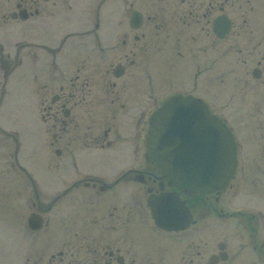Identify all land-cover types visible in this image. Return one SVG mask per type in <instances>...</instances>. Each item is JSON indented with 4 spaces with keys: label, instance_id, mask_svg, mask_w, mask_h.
Returning a JSON list of instances; mask_svg holds the SVG:
<instances>
[{
    "label": "flooded vegetation",
    "instance_id": "flooded-vegetation-1",
    "mask_svg": "<svg viewBox=\"0 0 264 264\" xmlns=\"http://www.w3.org/2000/svg\"><path fill=\"white\" fill-rule=\"evenodd\" d=\"M117 1L119 11L116 14L105 11L106 6L110 10L115 0H16L11 4L15 7L12 11H0V24L13 16L19 22L23 14L34 27L44 26L47 22L49 26L52 22L54 27L60 25L59 28L52 27L53 34L48 39L51 44H45L52 54L51 62L44 67L49 82L64 80L63 63L61 67L56 60L62 48L72 52L70 59L64 61L66 70L71 68L68 66H71L73 57L79 61L75 75L69 79L70 87L64 90L61 86L60 93L52 96L55 102L49 106L45 118L54 116L50 128H58L59 120L55 117L58 110H52L53 106L60 103L61 108L67 107L76 96L78 112L75 116L80 122L73 127L69 124L74 106L69 111L63 109V114L69 112V115L60 119V132L53 133L50 143L64 138L70 128L75 141L79 140L84 147L93 145L100 150H121L117 163L123 168L117 173L107 177L84 170L82 175L80 172L78 178L72 179L70 185L59 190L58 196V192L51 194L44 207L37 205L39 196L32 197V210L43 217L42 228L36 232L44 230L49 245L46 254L42 255L44 257L38 255L33 264H224L230 258L226 243V260L221 259L220 250L205 253L200 246L196 248L198 231L195 227L202 201L208 215L213 212L225 220L235 217L239 225L251 230L250 244L254 253L250 255L259 264H264V237L259 233L260 226H264V204L258 205L256 210L237 208L232 213L231 205L225 201L221 207L218 204L225 193L239 198L245 191L260 195L264 201V13L259 7L264 0ZM243 4L248 7L246 12L240 11ZM134 11L140 13V19L133 18ZM222 16L229 17L232 22L231 30L225 35H219L213 29L214 21ZM104 21H107L105 26ZM109 24L111 28H106ZM3 51L4 44L0 42V62H4L7 77L14 70L17 58L12 59L8 53L4 61ZM94 57L97 60L90 61ZM92 66L97 69L95 73ZM90 69L100 80L104 93L105 88L112 86L107 95L101 91L93 93ZM152 71L157 72L159 81L171 82L174 78L171 83L176 82L155 108L173 93L203 97L229 126L237 144L235 178L225 190L204 198L181 195L193 214V220L188 227L178 231L157 227L150 215V203L157 195L175 191L163 182L148 160L145 148L149 107L143 83L153 77ZM228 79L235 87H228ZM215 81L220 84L216 90L220 99L212 94ZM216 91L215 95H218ZM127 92L128 98H123ZM108 94L112 95L109 104L114 106V112L127 108V103L133 100L138 101L128 106L133 110L128 121L131 128L114 125L101 131L97 127V134L89 143L94 130H90L89 125L80 124L87 118L81 109L89 97L90 102L98 101ZM213 101L214 104L220 102L218 108ZM91 115L98 125L100 113L93 111ZM241 117L250 120L248 123L244 120L246 123L243 124ZM240 128L248 129L250 135H244ZM124 148L132 149L136 153L134 158L125 156ZM73 154L69 153L72 160L69 165L82 171L78 166L82 164L80 157ZM131 164L139 167H125ZM80 190L88 192L90 200L96 203L89 204L92 211L90 221L85 219L84 223L74 216L69 218L62 211L58 216L51 213L58 197ZM221 243L218 242L217 248ZM29 258L25 260L27 263Z\"/></svg>",
    "mask_w": 264,
    "mask_h": 264
},
{
    "label": "rangeland",
    "instance_id": "rangeland-1",
    "mask_svg": "<svg viewBox=\"0 0 264 264\" xmlns=\"http://www.w3.org/2000/svg\"><path fill=\"white\" fill-rule=\"evenodd\" d=\"M1 2V6L3 7L9 4V0H1ZM118 4L119 1H116V11ZM120 4L123 6V2H120ZM8 7H10V5H8ZM259 7L260 11L264 13V3L259 5ZM247 9V5L243 4L242 10L240 11L246 12ZM52 23L51 26H49V22H47L45 24L46 26L34 27L33 25L30 26V21H25L22 24L20 23V27H17L15 22L10 21L7 27L0 25V40L5 42V52L9 53L13 58L14 56L17 59L19 58L23 62L17 66L16 70L9 78L5 86V93L0 97V123L5 129L7 128V130L13 131L14 134H16L17 141L13 142L9 140L10 142L6 143L7 138L5 134L0 133V145L3 144L1 147L5 151H9V149L12 150L11 152L16 156L18 162L26 167L27 170L24 171L26 173L24 178H27L30 187L35 183L48 195L45 196V193L37 190L35 196H39V198L37 197L36 199L38 207H44L45 204L48 203V197H50L51 194L54 195L59 190L65 188L67 179L73 176H80V172L82 175L84 170L86 172H93L109 177V174L113 175V172L117 173L119 169L123 168V166L120 167L117 163L120 162V156L118 155L120 153L119 151H121L120 149H115V153L111 149L106 148L100 150L93 145L84 147L79 140L75 141L73 133L69 131L70 128L68 132L64 134V138L58 142L56 141V143H50L53 139V137L51 138L53 133L59 131L60 119L63 118L62 109L56 107L59 104L56 103L52 110H58V114L55 117L59 120V127L50 128V125H52L54 121V116L51 118L45 117L47 116L51 95L60 93V85L65 88L64 90L70 87L71 81L69 78L75 75L76 64H79L77 58L73 57L70 63L71 66H68L71 67L67 75L68 82H61L59 85H42L41 83L45 81L43 73L40 79L34 77L36 67L38 69L46 58H44L45 49L40 47L35 48L32 44V40H36V42H47L51 33L53 34V28L60 27L59 24H56L58 27H54L55 23ZM14 35L21 39L18 48L16 45H12ZM6 53L4 54V58L6 57ZM95 59V57L91 58L90 61H94ZM95 70L97 69H94L92 66V71L94 73ZM92 71L90 69L92 81L90 87L93 93L99 94L101 91L104 96L107 95V90L111 89L112 86L111 88H105L106 93H104L100 80L96 75H93L94 73ZM152 74L153 77L143 83V89L146 90L147 96L150 91L154 93L152 97L153 101L150 100V97L146 99L148 105L153 103L157 98L166 95L167 90L173 88V85L176 83H171L174 78L171 82L159 81L157 72L152 71ZM168 76H170V73ZM122 80L123 78L118 80V82ZM108 82L109 81H107L106 84ZM227 82L228 87H235L231 79H228ZM212 88V94H214L217 99H220V93L216 91L220 88L219 82L215 81ZM215 91L218 95H215ZM129 92H127L123 98H128ZM111 97L112 95L108 94V97H103L98 101L91 100V102L89 97L85 102L84 108L81 109L85 111L84 115H86L87 118H84L80 124L89 125L91 127L90 130H94L93 134H90V139H88L89 143H91L93 137L97 134V127H99L101 131L107 126L113 127L114 125L131 128V126L128 125V121L130 113L133 110L129 109L128 106H132L138 101L133 100L130 102L133 104L127 103V108L118 109L114 112V106H110L109 104V98ZM259 97L263 96L260 95ZM76 102L77 97L75 96L68 104V107L74 106L75 108L71 116H69V124L72 125V127L80 122L75 116L76 111L78 112V107L75 106ZM212 103L217 106V108L220 105L219 101L215 102V104L214 101ZM148 107V112H150L152 104ZM92 110L100 113L98 125L94 122L93 115H91L93 112ZM244 120L248 123L250 118L243 117L241 121L243 124L246 123ZM72 127L71 130L73 129ZM240 129L244 135H250L248 129ZM10 138L12 139V137ZM57 148L61 150L58 156L55 155V149ZM72 150L74 151L73 155L80 157L79 162L82 164L78 166H80L82 171H80V169L76 171L69 165L72 161L69 153H71ZM0 152L2 151L0 150ZM2 155H4L3 163L1 162ZM7 155L8 154L4 152L0 153V264H33V260H35L38 255L42 256L48 251L47 233L44 234L43 230L39 233H31V236L28 235V229L24 224V212L27 205L25 198L30 192L27 186L23 185L25 182L24 179L18 178V182L15 180L18 177L17 173L21 172L16 166L12 169L11 163L13 162H11V159L9 164L5 163ZM124 155L134 158L136 153L130 148H124ZM134 166L139 167L138 164L125 165L126 168ZM28 172L31 174V178L27 175ZM77 172L78 175L76 176ZM31 179H35V181ZM245 188L244 186L243 189ZM80 191L69 192L65 197H58L51 213L54 212L56 216H58L59 213L62 214V212H66L69 218L74 216L75 219L81 220V222H84L85 219L90 221L92 218V211L90 210L91 205L89 204H92L91 202L93 201L90 200V196L87 195L89 194L88 192L83 190ZM82 192H84V194H81ZM247 193L246 191L241 193L239 198L234 197V195L230 193H225V195L219 199L218 204L221 207L222 202L225 201L226 204L228 203V205H231V213L237 208H241V210L245 211L252 209L256 210L258 205L264 204L260 195ZM59 194L60 192L57 193V196ZM201 204V212L198 215V223L195 227L198 231L195 235L196 248L200 246L201 250L205 253L216 252L218 251V242L223 241L227 244V250L230 254V258L224 264H259L258 261L254 260L252 255H250V253H254L252 245L250 244L251 230L239 225L235 217H229L225 220L223 217L218 218L213 212L208 215V210L204 206L205 203L202 201ZM101 206L102 204L99 202V207L102 210L103 207L101 208ZM85 208L88 209L85 211ZM259 233L264 237L263 224L260 226ZM32 236H35V238ZM262 237L261 239H263ZM27 257H30L29 263L25 261Z\"/></svg>",
    "mask_w": 264,
    "mask_h": 264
},
{
    "label": "water",
    "instance_id": "water-1",
    "mask_svg": "<svg viewBox=\"0 0 264 264\" xmlns=\"http://www.w3.org/2000/svg\"><path fill=\"white\" fill-rule=\"evenodd\" d=\"M218 24L216 31H220ZM229 29L228 20L223 33ZM149 122V156L169 184L189 196L205 195L227 185L236 168L235 142L207 102L194 96H170ZM186 209L184 201L173 193L160 202L154 217L164 227H183L190 220ZM29 221L35 227L34 215Z\"/></svg>",
    "mask_w": 264,
    "mask_h": 264
}]
</instances>
